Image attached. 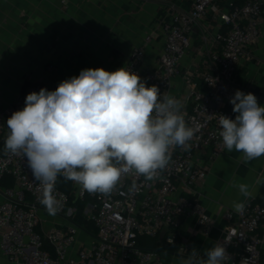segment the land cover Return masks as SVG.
I'll use <instances>...</instances> for the list:
<instances>
[{"label": "built area", "instance_id": "2783aa9c", "mask_svg": "<svg viewBox=\"0 0 264 264\" xmlns=\"http://www.w3.org/2000/svg\"><path fill=\"white\" fill-rule=\"evenodd\" d=\"M155 1L161 5L156 28L130 53L126 69L167 95L172 94L174 80H182L184 117L195 129L189 147L170 149L171 159L157 179L130 174L108 195L88 193L58 177L55 194L62 206L54 216L64 223L44 230L48 212L39 202L40 185L26 157L5 151L6 122L23 109L29 93L56 88L36 82L8 106L0 89V264H165L162 253L186 258L192 249L181 240L177 251H165L150 247L147 239L174 245L187 217L196 219L204 236L211 235L215 222L202 204L201 188L211 162L225 150L220 115L231 119L237 115L230 98L238 90L241 62L251 58L250 48L261 37L264 0H240L224 8L218 0ZM194 33L201 42V64L184 71L182 61L192 48ZM156 35L163 37L164 46L155 66L147 68L146 51ZM9 180L11 186L5 184ZM67 181L69 192L62 188ZM78 201L85 202L83 209ZM244 205L243 213H224L219 245L227 257L222 264H263L264 206L251 200ZM84 222L93 224L94 230ZM80 232L87 241H79ZM198 254L206 259L205 253Z\"/></svg>", "mask_w": 264, "mask_h": 264}, {"label": "clouds", "instance_id": "9594fccd", "mask_svg": "<svg viewBox=\"0 0 264 264\" xmlns=\"http://www.w3.org/2000/svg\"><path fill=\"white\" fill-rule=\"evenodd\" d=\"M235 119L220 115L219 136L227 152L241 153L248 164L264 156V106L252 93L236 90L230 98ZM182 102L125 67L115 71L87 68L59 83L26 96L23 109L7 119L5 151L27 158L40 185L39 202L55 215L62 200L55 194L58 177L83 191L108 195L127 175L155 180L173 147H189L195 129L186 123ZM264 183V176L255 184ZM244 197L250 185L233 184ZM243 213V202H234ZM193 249L178 264H222L226 249L219 244L205 252Z\"/></svg>", "mask_w": 264, "mask_h": 264}, {"label": "crops", "instance_id": "0c3cea01", "mask_svg": "<svg viewBox=\"0 0 264 264\" xmlns=\"http://www.w3.org/2000/svg\"><path fill=\"white\" fill-rule=\"evenodd\" d=\"M234 0H218L223 8ZM161 12L155 0H0V89L8 106L22 86L44 82L57 88L60 82L87 68L115 71L127 67L130 53L143 44L156 28ZM260 39L250 48L251 58L244 59L237 71L238 90L252 93L264 106V14ZM164 46L156 35L146 51L145 67H154ZM200 38L192 35V48L182 61V69L194 70L201 64ZM194 63V64H193ZM53 66V71L48 67ZM182 80L176 78L171 96L184 102ZM241 153L225 149L210 164L201 188L202 204L215 222L209 237L196 226L193 217L184 218L179 236L192 250L205 253L219 244L226 226L224 213L235 211L234 202L253 200L264 190L256 185L264 176V156L248 164ZM250 185L253 195L244 197L233 184ZM48 218H52L49 223ZM44 230L63 224L54 215H44ZM79 241H87L80 232ZM264 264V246L262 248ZM171 255L170 264H178L180 255Z\"/></svg>", "mask_w": 264, "mask_h": 264}, {"label": "trees", "instance_id": "16d2710c", "mask_svg": "<svg viewBox=\"0 0 264 264\" xmlns=\"http://www.w3.org/2000/svg\"><path fill=\"white\" fill-rule=\"evenodd\" d=\"M232 3H240V0H234ZM27 87H28V84L27 83H25L23 86H22V89H21V92L23 93V92H25V90L27 89ZM5 184H7V185H9V186H11L12 185V181H8L7 183H5ZM62 188L64 189V190H66L67 192H69L70 191V189H71V184H70V182H63V184H62ZM252 202H254V203H259V204H261V205H263L264 206V190L261 192V194L259 195V196H257L256 198H254L253 200H251ZM77 205H78V207L80 208V209H83V207H84V205H85V202H80V201H78L77 202ZM85 223V226L87 227V229H92V230H94V226H93V224H91V223H88V222H84ZM146 242H147V240H146ZM147 245H149L150 247H158V248H160L161 250H165V251H177L178 250V248H179V246H180V244H181V239L178 237L177 239H176V243L174 244V245H167V244H165V243H158L157 241H154V242H147L146 243ZM262 256H263V254H262Z\"/></svg>", "mask_w": 264, "mask_h": 264}, {"label": "rangeland", "instance_id": "374dc122", "mask_svg": "<svg viewBox=\"0 0 264 264\" xmlns=\"http://www.w3.org/2000/svg\"><path fill=\"white\" fill-rule=\"evenodd\" d=\"M48 220H49V223L53 221L52 218H48ZM154 241H156V240L147 239V242H154ZM161 256H162V259H163L165 264H170V261L172 258L170 254L162 253Z\"/></svg>", "mask_w": 264, "mask_h": 264}]
</instances>
